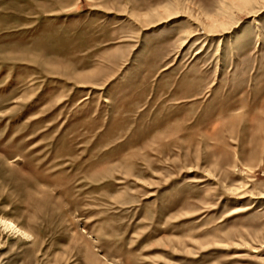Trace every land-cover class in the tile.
I'll list each match as a JSON object with an SVG mask.
<instances>
[{
	"label": "rangeland",
	"instance_id": "obj_1",
	"mask_svg": "<svg viewBox=\"0 0 264 264\" xmlns=\"http://www.w3.org/2000/svg\"><path fill=\"white\" fill-rule=\"evenodd\" d=\"M238 2L0 0V264H264V0Z\"/></svg>",
	"mask_w": 264,
	"mask_h": 264
},
{
	"label": "bare ground",
	"instance_id": "obj_2",
	"mask_svg": "<svg viewBox=\"0 0 264 264\" xmlns=\"http://www.w3.org/2000/svg\"><path fill=\"white\" fill-rule=\"evenodd\" d=\"M251 1H253V0H239L238 3H240L239 4L240 6H241V4L246 6V5L250 4ZM213 20L215 21L211 25V27H213V28H211V29L210 28H199L195 33H193V32L190 33V35L194 36V35H198V34H205V35H209L210 36L212 34H218V33L223 34V33L227 32L228 29L230 28L229 27V23L227 21L222 22V20L221 21H219L217 19H213ZM226 22L228 23V25H226L227 24ZM185 43H186V41H185ZM183 45H184V43H183Z\"/></svg>",
	"mask_w": 264,
	"mask_h": 264
}]
</instances>
